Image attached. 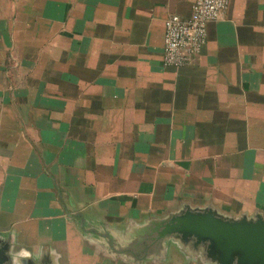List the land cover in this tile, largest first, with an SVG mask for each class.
<instances>
[{
    "label": "crops",
    "instance_id": "obj_1",
    "mask_svg": "<svg viewBox=\"0 0 264 264\" xmlns=\"http://www.w3.org/2000/svg\"><path fill=\"white\" fill-rule=\"evenodd\" d=\"M195 1L0 0L9 264H163L141 230L186 207L264 218V0H229L164 68Z\"/></svg>",
    "mask_w": 264,
    "mask_h": 264
},
{
    "label": "water",
    "instance_id": "obj_2",
    "mask_svg": "<svg viewBox=\"0 0 264 264\" xmlns=\"http://www.w3.org/2000/svg\"><path fill=\"white\" fill-rule=\"evenodd\" d=\"M141 235L157 247L173 240L190 253H202L209 264H264V218L260 215L232 219L212 209L186 207L144 227ZM7 251V244L0 246V264L11 262Z\"/></svg>",
    "mask_w": 264,
    "mask_h": 264
},
{
    "label": "built area",
    "instance_id": "obj_3",
    "mask_svg": "<svg viewBox=\"0 0 264 264\" xmlns=\"http://www.w3.org/2000/svg\"><path fill=\"white\" fill-rule=\"evenodd\" d=\"M229 0H196L189 19L171 16L165 21L163 67L179 69L198 57L207 42V26L220 20Z\"/></svg>",
    "mask_w": 264,
    "mask_h": 264
},
{
    "label": "rangeland",
    "instance_id": "obj_4",
    "mask_svg": "<svg viewBox=\"0 0 264 264\" xmlns=\"http://www.w3.org/2000/svg\"><path fill=\"white\" fill-rule=\"evenodd\" d=\"M161 252L159 253V261L163 264H170L176 257L180 264H209L202 253H190L185 250L179 243L173 240H166L163 242L162 246L159 247ZM176 259V260H177ZM153 260H148V262Z\"/></svg>",
    "mask_w": 264,
    "mask_h": 264
}]
</instances>
